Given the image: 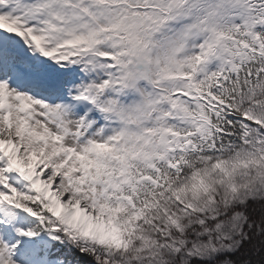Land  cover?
<instances>
[{
  "label": "snow or ice",
  "instance_id": "6c2138e0",
  "mask_svg": "<svg viewBox=\"0 0 264 264\" xmlns=\"http://www.w3.org/2000/svg\"><path fill=\"white\" fill-rule=\"evenodd\" d=\"M0 264H264V0H0Z\"/></svg>",
  "mask_w": 264,
  "mask_h": 264
}]
</instances>
